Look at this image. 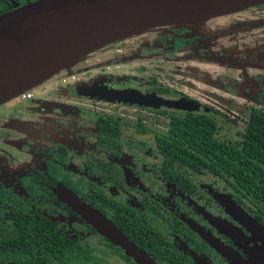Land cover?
<instances>
[{"label":"flooded vegetation","instance_id":"1","mask_svg":"<svg viewBox=\"0 0 264 264\" xmlns=\"http://www.w3.org/2000/svg\"><path fill=\"white\" fill-rule=\"evenodd\" d=\"M38 1L0 0V16ZM210 24L154 28L109 44L65 85L53 76L0 105L7 107L0 115V264H112L97 253L104 245L135 264L61 190L102 214L155 264H264V214L250 195L238 194L232 175L187 160L203 153L161 146L176 138L175 124L183 134L185 125L208 124L205 135L212 132L233 159L253 115L264 113V5ZM102 69L107 74L91 80ZM103 91H137L201 110L98 99ZM153 116L168 124L149 136ZM173 117L181 120L173 124ZM28 181L47 198H30ZM212 192L251 220L229 214Z\"/></svg>","mask_w":264,"mask_h":264},{"label":"water","instance_id":"2","mask_svg":"<svg viewBox=\"0 0 264 264\" xmlns=\"http://www.w3.org/2000/svg\"><path fill=\"white\" fill-rule=\"evenodd\" d=\"M264 0H40L0 16V105L61 72L80 70L103 47L167 26L201 24ZM98 99L172 109L201 110L137 91H108ZM60 198L135 264H155L98 211L61 190Z\"/></svg>","mask_w":264,"mask_h":264},{"label":"trees","instance_id":"3","mask_svg":"<svg viewBox=\"0 0 264 264\" xmlns=\"http://www.w3.org/2000/svg\"><path fill=\"white\" fill-rule=\"evenodd\" d=\"M180 120L179 117L172 118L173 124ZM174 129L172 133H176V138L171 143L162 142L161 146H166L165 150L174 147L175 151L203 153V157L187 160L197 164L200 169L209 168L217 175H232L236 180L238 194L250 195L255 203L256 213L264 214V113L257 112L253 115L243 149L233 159L229 158L230 153L224 144L211 138L212 132L205 135L209 129L208 124L185 125V134L178 124L174 125Z\"/></svg>","mask_w":264,"mask_h":264},{"label":"rangeland","instance_id":"4","mask_svg":"<svg viewBox=\"0 0 264 264\" xmlns=\"http://www.w3.org/2000/svg\"><path fill=\"white\" fill-rule=\"evenodd\" d=\"M224 16H226V15H224ZM216 19H219V17H217ZM216 19L215 18H211V19H207L205 21H202L201 24L194 25L195 28H191V29H193L195 31H200L201 28L207 26L210 22L212 24ZM181 27H184L185 28L184 25H182ZM137 36H140V35H137ZM74 70H76V69H71L68 72H61L58 75H56V77H54V78L56 79V81H58V83H60V85H65V83L69 81V78H70V75H71L70 72H72ZM106 74L107 73H106L105 69H102L99 73H97L95 75L93 74L91 80H95L96 78L105 76ZM63 80H65V83L62 82ZM91 82H93V81H91ZM11 103H10V105H11ZM6 109H7V107H1L0 108V115L3 114L6 111ZM118 112L121 113V114H124V115H128V116H132V113H134L131 110H126V109H122V108L120 110H118ZM128 121H130L131 123L135 124V120L133 119V117L129 118ZM167 124H168V119H166V118H160L159 119L156 116L151 117L150 120H149V125H148V127L151 128V131L149 133V136H152L155 131H164L165 130V127L167 126ZM224 131L225 130H223L222 133ZM128 132L134 133V130H130ZM229 136H230V138H234V136L232 135V133H229ZM26 184L28 186L31 185L30 181H28ZM222 185H226L225 182H223ZM30 187L31 188L29 189V194L32 195V196H30V198H33L34 197V198H39V199H42V200L43 199L45 200V198H47V196L45 194H42V193L38 192L32 186H30ZM211 194H212V197L217 202H219V204L222 207H224L225 210L229 214L234 215V216L238 215L242 219H247V220L250 219L251 220V218L246 214V212L244 210H242L240 207L234 206L235 204L232 202V200H230V198H227V196L225 194H219L218 196L215 195L213 192ZM82 231L85 232L84 229H82ZM83 242H86V240L84 239ZM94 249L96 251V248H94ZM97 253L99 255L104 256V258H105L106 261H111L112 264H127L122 259H120L119 257L115 256L108 248L105 247V245H104V248L102 247L101 250L99 249Z\"/></svg>","mask_w":264,"mask_h":264},{"label":"built area","instance_id":"5","mask_svg":"<svg viewBox=\"0 0 264 264\" xmlns=\"http://www.w3.org/2000/svg\"><path fill=\"white\" fill-rule=\"evenodd\" d=\"M77 71H78L79 74H83L82 68H80V70H77ZM62 82L65 83V80H63ZM25 96H27V93L22 95L23 98H25Z\"/></svg>","mask_w":264,"mask_h":264},{"label":"bare ground","instance_id":"6","mask_svg":"<svg viewBox=\"0 0 264 264\" xmlns=\"http://www.w3.org/2000/svg\"><path fill=\"white\" fill-rule=\"evenodd\" d=\"M187 27H189V28H195L193 25H188Z\"/></svg>","mask_w":264,"mask_h":264}]
</instances>
